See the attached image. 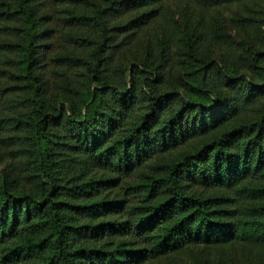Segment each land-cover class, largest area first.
Instances as JSON below:
<instances>
[{"label":"trees","instance_id":"1","mask_svg":"<svg viewBox=\"0 0 264 264\" xmlns=\"http://www.w3.org/2000/svg\"><path fill=\"white\" fill-rule=\"evenodd\" d=\"M233 245L264 248V0H0V264Z\"/></svg>","mask_w":264,"mask_h":264},{"label":"rangeland","instance_id":"2","mask_svg":"<svg viewBox=\"0 0 264 264\" xmlns=\"http://www.w3.org/2000/svg\"><path fill=\"white\" fill-rule=\"evenodd\" d=\"M212 57L218 58L220 51L211 50ZM215 252V264H264V248L252 253L248 248L233 245L226 249H218ZM223 255V259H222Z\"/></svg>","mask_w":264,"mask_h":264}]
</instances>
